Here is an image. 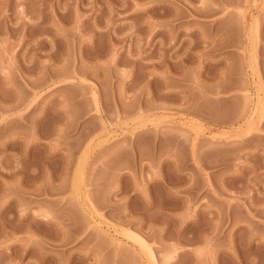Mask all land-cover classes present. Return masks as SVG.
I'll return each mask as SVG.
<instances>
[{
    "label": "rangeland",
    "instance_id": "1",
    "mask_svg": "<svg viewBox=\"0 0 264 264\" xmlns=\"http://www.w3.org/2000/svg\"><path fill=\"white\" fill-rule=\"evenodd\" d=\"M0 264H264V0H0Z\"/></svg>",
    "mask_w": 264,
    "mask_h": 264
},
{
    "label": "bare ground",
    "instance_id": "2",
    "mask_svg": "<svg viewBox=\"0 0 264 264\" xmlns=\"http://www.w3.org/2000/svg\"><path fill=\"white\" fill-rule=\"evenodd\" d=\"M235 1V0H234ZM227 3V2H226ZM219 4V3H218ZM217 4V5H218ZM236 4V3H235ZM227 11V10H226ZM222 31V30H221ZM223 34V33H222ZM226 37H228L227 35H226ZM228 40H229V38H228ZM210 41V40H209ZM212 42V41H211ZM225 44V43H224ZM227 46V45H226ZM213 47V46H212ZM221 47V46H220ZM224 47V46H223ZM217 49V48H216ZM221 50V49H220Z\"/></svg>",
    "mask_w": 264,
    "mask_h": 264
}]
</instances>
